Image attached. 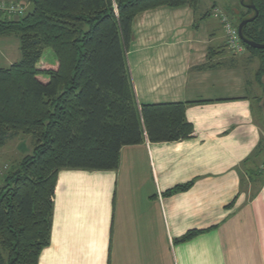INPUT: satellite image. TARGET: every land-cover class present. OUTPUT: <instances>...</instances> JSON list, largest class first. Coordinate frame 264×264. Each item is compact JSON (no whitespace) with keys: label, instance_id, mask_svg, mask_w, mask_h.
Instances as JSON below:
<instances>
[{"label":"crops","instance_id":"1","mask_svg":"<svg viewBox=\"0 0 264 264\" xmlns=\"http://www.w3.org/2000/svg\"><path fill=\"white\" fill-rule=\"evenodd\" d=\"M220 2L134 16L126 60L136 103H185L192 134L145 135L113 170L61 169L38 264H264V79L259 58L228 49ZM21 58L18 38L0 36L3 67Z\"/></svg>","mask_w":264,"mask_h":264},{"label":"trees","instance_id":"2","mask_svg":"<svg viewBox=\"0 0 264 264\" xmlns=\"http://www.w3.org/2000/svg\"><path fill=\"white\" fill-rule=\"evenodd\" d=\"M22 1L31 4L22 16L0 15V36H16L22 55L0 66V147L24 134L32 136L33 148L0 178V264H38L50 239L61 169L113 170L121 148L141 143L145 135L151 142H173L193 131L185 103H136L126 51L136 14L160 6L196 9L199 0ZM245 2L258 15L243 35L264 43V0ZM245 10L236 27L253 16ZM242 44L260 56L256 76L262 83L264 49ZM46 48L53 62L42 58Z\"/></svg>","mask_w":264,"mask_h":264},{"label":"rangeland","instance_id":"3","mask_svg":"<svg viewBox=\"0 0 264 264\" xmlns=\"http://www.w3.org/2000/svg\"><path fill=\"white\" fill-rule=\"evenodd\" d=\"M201 1H203V0H201ZM219 1H221L220 2L221 4H224V5L226 4V8H225L226 12H225V10L221 9L222 11L219 13L220 21H222V16L224 15L231 23H237V21L242 16V14L244 12H246L245 8L240 6L236 0H219ZM199 2H200V0H199ZM200 9H201V7H200ZM224 30H225V26H224ZM245 51H246V49L244 47V50L242 51V53ZM233 53L234 52H232V54ZM234 54H240V53H234ZM253 55L256 57V59L259 58V61L261 64V58L258 55V53L253 54ZM54 56L55 55H54L53 51L50 48H46L43 52L42 58L45 60L47 58L53 59ZM256 62H257V60L254 61V63H256ZM0 66H5V64L3 62H0ZM253 69H254L253 65H250L248 67V70H253ZM261 76H262V85H263L264 71L262 72ZM254 106L256 107V104H254ZM256 111H257V109H256ZM263 129H264V126H263ZM32 141H33V138L31 135L18 134L14 138L8 140L4 146L0 147V178L2 177L3 172L6 170V168L8 166L13 165L14 162L19 160L20 158H22L26 154L30 153V151L33 148V142ZM258 172H259V170H258Z\"/></svg>","mask_w":264,"mask_h":264},{"label":"built area","instance_id":"4","mask_svg":"<svg viewBox=\"0 0 264 264\" xmlns=\"http://www.w3.org/2000/svg\"><path fill=\"white\" fill-rule=\"evenodd\" d=\"M0 10L6 11L10 16H22L25 13L24 7L16 3H1ZM221 22L225 26V32L227 37L226 44L228 49L234 53H242V51L244 50V45L242 44L238 36L237 27L233 23H231L224 15L222 16Z\"/></svg>","mask_w":264,"mask_h":264},{"label":"water","instance_id":"5","mask_svg":"<svg viewBox=\"0 0 264 264\" xmlns=\"http://www.w3.org/2000/svg\"><path fill=\"white\" fill-rule=\"evenodd\" d=\"M240 3L247 9H251L253 11V16L244 18L242 19L238 26H237V31H238V36L240 40L246 44L247 46L254 48V49H264V43H257L252 40H248L244 37L243 35V29L245 25L249 22H252L258 15V10L256 9L255 5L253 3H246L245 0H240ZM262 107L264 109V94H263V99H262Z\"/></svg>","mask_w":264,"mask_h":264}]
</instances>
